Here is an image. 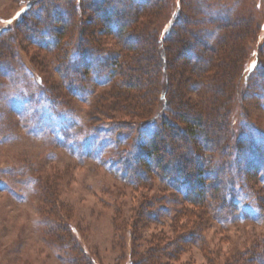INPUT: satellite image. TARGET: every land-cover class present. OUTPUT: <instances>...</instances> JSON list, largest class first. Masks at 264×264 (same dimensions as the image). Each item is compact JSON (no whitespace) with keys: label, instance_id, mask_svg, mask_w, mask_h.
<instances>
[{"label":"rangeland","instance_id":"rangeland-1","mask_svg":"<svg viewBox=\"0 0 264 264\" xmlns=\"http://www.w3.org/2000/svg\"><path fill=\"white\" fill-rule=\"evenodd\" d=\"M43 1L0 0V44L3 38H14L10 43L17 49V62L39 74L47 91L54 90L52 94L72 109L74 127L67 126L62 119L51 118L56 113L50 108L34 110L29 95L31 87L23 85L11 92L10 86L6 85V74L0 70V264H73L76 243L90 257L91 264H124L132 258L135 262L141 256L148 258V254L143 255L142 241L132 240L128 234L137 214L139 196L158 197V206H164L154 207L159 220L147 221L148 227L144 233L152 236L164 233L162 241L180 232V228L170 226V219L174 211L181 208V196L157 176L150 175L143 187L130 186L119 180L111 171V163L125 142L119 139L117 144L110 140L100 143L98 139L105 138L102 137L104 131L100 136L96 134L95 141L84 143L82 148L60 145L62 140L59 139L80 130L91 135L92 139L95 134L92 124L101 121L135 122L154 112H161L164 92L159 93L158 89L165 80L161 83L158 75L148 87L129 88L122 84L124 72L121 74L120 70L116 72H120L118 76L111 73L108 81L94 75L84 76L81 70L80 77H85L87 89L83 95L87 96L83 100L75 98L64 86L53 60L54 54L36 48L28 42L23 31L28 22L44 16L46 10L41 6ZM58 1L63 9L65 5H62V0L54 3L58 5ZM88 1L79 0L75 25H67L69 40L78 43L76 45L80 43L91 47L93 51H111L116 55L115 64L123 63L121 71L130 69L131 72H139L142 64L136 59V49L133 52L122 51L121 42L114 35L99 32L103 25L94 18L96 14L88 9ZM138 1L135 0V3L138 4ZM137 8L134 5V11ZM111 13L114 14L113 11ZM24 17L27 23L19 26V21ZM169 20L172 23L168 34L171 42L178 41V38L181 41L192 28L198 35L193 42L194 48L202 50L203 45L220 47L224 36L228 35L227 43L232 45L231 51L238 53L234 61L218 63L222 73L218 72L217 75L224 76L229 88L235 92L232 91L226 101L229 102L226 112L229 127L233 129L236 125L235 116L239 120L249 121L241 125L245 133L239 140L243 153L233 158L238 162L242 179L258 193L251 192L252 197L248 198L250 202L243 207L246 213L242 214V218L224 227L215 219L208 218L201 232L202 241L198 238L193 243L184 241L180 249L170 252L177 259L175 264H205V259L210 257L215 260L212 264H223L231 251L246 245L252 236L264 234V173L261 169L264 155L258 157L251 151L248 154L243 150L250 146L264 149V98L256 95L250 87L251 84L255 87L264 85V77L259 72L260 66L251 72L247 70L252 60L259 65L260 57L264 56V0H160L157 10L140 17L137 22L157 36ZM200 31L209 34L204 36ZM132 43L134 48L138 45ZM165 45L168 46L163 43ZM159 47L157 44L158 58ZM177 49V45L172 49L171 59L181 55L177 54ZM147 53L149 56L154 54ZM180 59L186 63V57ZM91 66L96 69L97 64L91 62ZM80 67L78 65V70ZM209 74L204 75L206 83L197 82L199 87L196 84L188 86L187 90L192 96V88L197 89L196 92H209ZM32 79V84L28 85L36 89ZM169 84L172 86L170 91L177 96L176 83L170 81ZM162 86L165 87V84ZM18 92H22L21 95H16ZM96 96L105 98L106 106L111 108L103 112L100 107L96 108L99 104L92 99ZM119 102L126 106L123 112ZM226 102L222 106L220 104V108L214 105L210 109L224 111L222 108ZM133 104H140V110L134 112L130 107ZM50 119L52 121L48 122ZM48 125L52 132H56L55 135L48 133ZM200 137L195 135L191 141L202 159H207L212 152L217 160H221L226 151L220 152V149L237 142L230 138L229 141H219L215 148L214 144L208 143L206 148ZM213 148L216 150L212 151ZM229 156L224 158L230 160ZM244 167L246 170H243ZM254 200H257L260 209L254 206ZM182 204L190 210L191 221L208 215L203 206ZM179 220L177 225L185 223L182 218ZM71 246L74 247L72 251ZM64 247L68 248L65 250ZM168 254L164 253L161 258L170 259Z\"/></svg>","mask_w":264,"mask_h":264},{"label":"trees","instance_id":"trees-1","mask_svg":"<svg viewBox=\"0 0 264 264\" xmlns=\"http://www.w3.org/2000/svg\"><path fill=\"white\" fill-rule=\"evenodd\" d=\"M37 1L40 0H33L34 3ZM54 1L56 0H44L43 5H41L46 10L44 16L31 20L27 25H25L27 22H25L26 17H24L19 21V26L20 24L26 26L23 31L26 33L28 42L40 50L54 54L53 60L56 62L64 86L75 98L83 100L87 96L83 95L87 89L84 84L85 77H80L81 70H83L82 75L84 76L85 74H88L89 77L94 75L105 80L110 77L111 73L120 70L121 74L124 72L122 84L129 88L131 86L148 87L156 81L158 75V80L161 83L165 80L162 83L165 84V87L161 84L158 89L159 93L164 92L161 101L164 108L161 106V112H154L148 117H144L145 119L135 122L101 121L92 124L91 128L95 132L92 139L91 135H86L87 133L80 130L78 133L67 134L59 141L62 140L60 145L82 148L84 143L92 141L104 131L102 137L105 138L98 139L100 143L110 140L117 144L119 139L125 142L124 146L116 152L114 161L111 163V171L117 175L119 180L130 186L143 187L142 184L148 181L150 175L157 176L181 196V208L175 210L170 219V226L172 228L175 226L176 229L180 228V232L174 233L175 236L168 237L165 241H162L165 238L164 233L157 236L144 234L148 227L147 221L159 220L160 216L154 207L162 208L164 206H158V197L146 198L144 194L139 196L138 204H136L137 214L131 223L128 234L132 240L142 241L143 255L148 254L150 258L141 256L137 262L132 258L124 263L175 264L177 259H174V255L170 252L173 253L175 249H180L184 241L193 243L197 238L202 241L201 232L208 218L215 219L220 226H227V223L237 221L242 218V214L246 213L243 211V207L245 208V205L250 202L248 198L251 196V192L258 193L254 191L250 183L242 179L238 162L233 158L236 154L241 155L243 153L239 140H242L245 133L241 130V125L249 121L247 119L239 120L235 116L236 125L233 129L229 127L226 116L229 102L226 101L231 96V92H235L229 88L224 76L217 75L218 72H221L218 63L229 62L230 60L232 62L238 53L231 51L233 50L231 49L232 45L227 43L229 39L226 34H224L226 36H224L220 47L203 45L202 50L194 48L193 42L198 39V35L192 28L188 29L189 33L181 38V41L178 38V41L171 42V38L168 36L171 30V20L165 23L157 36L152 35V31L141 26L137 19L148 16L157 10L160 0H139L138 4L135 3V0H90L88 1V9L96 14L94 18L99 19L103 25L99 32L114 35L121 42L122 51L133 52L136 49V59L142 64L140 71L131 72L130 69L121 71L124 65L123 63L115 64L116 55L111 51L106 53L101 50L93 51L91 47L80 43L76 45L78 43L69 40L70 32L67 25L70 23L73 27L75 25L79 0H62V5H65L63 6L64 10L60 8L61 2L58 1L59 4L57 5ZM134 5L138 6L135 11ZM205 31L209 30L205 29ZM205 31L200 32L207 36L209 32H206L205 35ZM200 38L202 39V37ZM12 40L14 38L10 40L8 37L3 38L0 44V70L6 74V85L10 86L9 90L12 92L23 85L31 87L32 90L29 95L34 110L37 108L49 110L50 108L56 113V116L51 118L62 119L64 124L74 127L72 109L63 105L52 94L54 90L49 88L50 92L47 91L39 74L34 73L28 66L17 62V49L11 45ZM179 41L182 43L181 45ZM132 42L138 45L134 48ZM163 43H167L168 46L165 45L166 47H164ZM157 44L160 45L159 58ZM176 45L178 47L177 54H181L179 58L186 57V63L182 59L179 61L178 57L171 59L172 49H175ZM148 51L154 52V54L149 56ZM91 62L97 64L96 69L92 68ZM259 63L257 65L258 62L252 60L247 70L251 72L260 66L259 72L264 77V56L260 57ZM78 65L81 66L80 70H78ZM206 73L211 74H209V85H207L210 87L209 92H196L197 89L192 88L191 90L194 91L192 96L189 93L190 90H187L188 86L196 84L199 87L197 82L200 84L205 82L204 75ZM31 78L36 84V89L32 85H28V83L32 84ZM107 81H103V83L105 84ZM170 81L175 82L178 87L177 96L170 91V87H172L169 84ZM250 87L252 91L256 92V95L264 98V85L255 87L251 84ZM166 89L169 91L168 93H166ZM88 92L89 90L87 94ZM21 93L18 92L16 95H21ZM78 95L80 96L76 97ZM236 98L238 100L239 97ZM92 99H94L93 102L99 104L96 108L100 107L102 112L111 108L106 106L105 98L96 96ZM224 102H226L222 108L224 111L210 109L214 105L220 108V104L222 106ZM120 107L123 109L122 112L126 108L123 104ZM130 107L134 112H137L141 105L133 104ZM51 121V119L48 120V122ZM48 130L49 134L55 135L56 132H52L49 125ZM195 135L201 136L200 139L206 148H208V143L214 144L215 148L219 141H229L230 138L233 141L237 140V142L233 146L226 144L223 149H220V152L226 151L223 152L224 156L221 157V160H217L212 152L207 159H202L199 151L192 147L191 137ZM214 148L212 151L216 150ZM243 150L248 154L251 151L250 153L258 157L264 155L262 154L264 149H261L260 146H250V148ZM113 153L114 150L111 151V157H113ZM226 155H230L228 157L230 160L224 158ZM261 169L264 173V163L261 164ZM243 170L246 168L244 167ZM184 202L203 206L204 209H207L208 215L191 221L189 218L191 212L182 204ZM253 204L260 209L257 200H254ZM179 218L185 220V223L177 225L180 221ZM75 247L71 248V251L74 248L73 254L75 255L73 264H91L90 257L87 256L82 246L76 243ZM64 248L66 250L68 247ZM166 250L169 252H165ZM164 253H169L170 259L161 258ZM213 262L215 260H212L211 257L205 259V264H212ZM223 264H264V234L252 236L246 245L231 251V254L224 258Z\"/></svg>","mask_w":264,"mask_h":264}]
</instances>
